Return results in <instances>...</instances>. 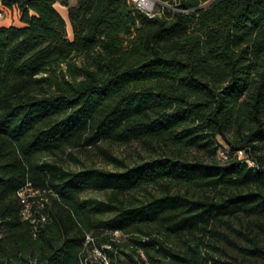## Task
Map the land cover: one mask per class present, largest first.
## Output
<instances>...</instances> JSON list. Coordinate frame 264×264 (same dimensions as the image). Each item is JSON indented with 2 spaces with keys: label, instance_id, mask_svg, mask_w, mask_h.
<instances>
[{
  "label": "trees",
  "instance_id": "16d2710c",
  "mask_svg": "<svg viewBox=\"0 0 264 264\" xmlns=\"http://www.w3.org/2000/svg\"><path fill=\"white\" fill-rule=\"evenodd\" d=\"M74 1L0 0L20 23L0 26V264H82L95 229L108 233L99 264H264V0H157L151 16L127 0ZM103 138L211 160L169 154L121 171L35 160ZM26 183L46 191L34 225L16 195ZM146 185L161 193L118 198ZM87 189L113 199L81 201Z\"/></svg>",
  "mask_w": 264,
  "mask_h": 264
},
{
  "label": "rangeland",
  "instance_id": "374dc122",
  "mask_svg": "<svg viewBox=\"0 0 264 264\" xmlns=\"http://www.w3.org/2000/svg\"><path fill=\"white\" fill-rule=\"evenodd\" d=\"M74 0H69V4H74ZM55 8L60 12L61 16L64 18L67 24L68 37L71 38L70 25L67 19L66 10L55 4ZM151 13L158 12L157 0L153 1L150 7ZM19 21L17 15L12 11H2L0 15V26L8 25H18ZM216 140L220 146H226L223 139L219 136ZM174 154L187 159L199 158L203 161L211 160V155L207 151L195 147H183L178 148L169 141L154 139L148 141L147 143L140 141H130L125 143H120L112 141L109 139H101L91 146L82 147H71L65 146L55 152V154L40 153L37 154L35 160L42 161H55L60 164L65 170L79 171L86 168H99L108 171H121L124 169L123 164L126 166H132L136 163H140L144 160H149L151 158H156L161 155ZM215 158L219 161H223L224 154L222 149H218L215 154ZM122 164V165H121ZM171 189L176 191L178 189L177 185H172ZM184 191V188L181 189ZM190 192H192L190 190ZM161 193L160 186L156 185H146L141 188L130 190L118 198L124 202H129L131 200H139L143 198H149L151 194L159 195ZM113 199L110 191H96L92 189H87L81 193L79 199L81 201L88 200H98V201H109ZM111 216L110 212L102 211L97 215L99 219H106ZM233 226H236V221H232ZM221 231H225L226 228L219 227ZM100 229H95L93 236L92 234H87L86 236V246L84 247L82 253V264H99L100 258L102 256V251L100 248L96 247L99 243L102 245V239L107 237V232H100ZM118 244V249L123 250L127 253H131L130 249L125 246L129 243L128 235L124 233H114L111 237ZM169 240L173 244H181L180 239L177 237H170ZM88 242V243H87ZM112 250V249H111ZM114 251V250H113ZM215 256H222L220 252L214 253ZM125 259L124 256H120ZM134 258L137 259L136 256ZM34 264V262H32Z\"/></svg>",
  "mask_w": 264,
  "mask_h": 264
},
{
  "label": "built area",
  "instance_id": "2783aa9c",
  "mask_svg": "<svg viewBox=\"0 0 264 264\" xmlns=\"http://www.w3.org/2000/svg\"><path fill=\"white\" fill-rule=\"evenodd\" d=\"M127 2L134 4L145 14L151 16L152 13L150 11L151 4L150 0H127ZM3 9H0V15L2 14ZM237 156L239 158H243L244 155L242 151H237ZM248 163L252 165V162ZM49 192V191H48ZM47 192V193H48ZM46 191H40L38 189H34L31 187L30 183H26L22 188H20L16 195L19 199V202L22 204L21 215L23 219L29 221L31 224H35L37 220L31 216V208L34 204H38V206H42L43 202L47 201ZM41 221L45 220L44 216L40 217Z\"/></svg>",
  "mask_w": 264,
  "mask_h": 264
},
{
  "label": "crops",
  "instance_id": "0c3cea01",
  "mask_svg": "<svg viewBox=\"0 0 264 264\" xmlns=\"http://www.w3.org/2000/svg\"><path fill=\"white\" fill-rule=\"evenodd\" d=\"M0 9H2V6H1V5H0ZM11 11H12L14 14L17 15V11H16V9H12ZM19 24H20V23H19ZM19 24H18V25H19Z\"/></svg>",
  "mask_w": 264,
  "mask_h": 264
},
{
  "label": "bare ground",
  "instance_id": "6f19581e",
  "mask_svg": "<svg viewBox=\"0 0 264 264\" xmlns=\"http://www.w3.org/2000/svg\"><path fill=\"white\" fill-rule=\"evenodd\" d=\"M153 1H155V0H150V3H152Z\"/></svg>",
  "mask_w": 264,
  "mask_h": 264
}]
</instances>
